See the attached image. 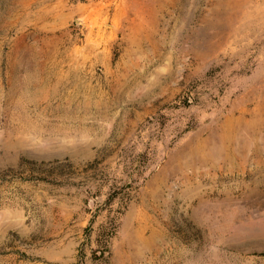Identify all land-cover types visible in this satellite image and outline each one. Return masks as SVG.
I'll return each mask as SVG.
<instances>
[{"label":"rangeland","instance_id":"374dc122","mask_svg":"<svg viewBox=\"0 0 264 264\" xmlns=\"http://www.w3.org/2000/svg\"><path fill=\"white\" fill-rule=\"evenodd\" d=\"M0 264H264V0H0Z\"/></svg>","mask_w":264,"mask_h":264}]
</instances>
